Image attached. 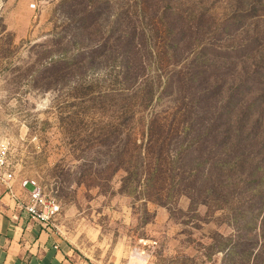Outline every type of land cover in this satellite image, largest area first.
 Here are the masks:
<instances>
[{"label": "rangeland", "instance_id": "obj_1", "mask_svg": "<svg viewBox=\"0 0 264 264\" xmlns=\"http://www.w3.org/2000/svg\"><path fill=\"white\" fill-rule=\"evenodd\" d=\"M214 118L212 154L230 137L253 155L236 165L232 195L234 209L257 215L264 0H0V146L17 181L36 178L57 197L54 228L82 258L224 264L237 226L229 203L197 194L206 148L174 160ZM155 121L167 122L153 134L168 137L175 161L158 188L145 169ZM251 163L263 167L259 186Z\"/></svg>", "mask_w": 264, "mask_h": 264}, {"label": "trees", "instance_id": "obj_2", "mask_svg": "<svg viewBox=\"0 0 264 264\" xmlns=\"http://www.w3.org/2000/svg\"><path fill=\"white\" fill-rule=\"evenodd\" d=\"M250 106L251 104L246 108L250 109ZM205 108L206 105H203L201 107L203 112ZM154 124L155 126L151 127L152 133L147 143V146H149L150 150L148 155L150 159H148L149 161H147L145 166L148 186L158 188L157 185L165 184L169 177L163 173L167 172V170H171L168 167L170 163L173 165L174 162L178 159L186 158L188 155V151L190 149L194 150V146H196L197 149L204 146L207 151V156L204 157V162L206 161V163L209 164L208 175L204 176V181L202 183V189L204 187V191L202 190V193H200L201 191L197 193L196 189H193V192L195 190L198 195L203 194V200L205 201L202 202L204 203L207 202V198L220 200V205L229 203L231 205V208L229 207V210H234L231 215L230 221L234 223L235 226H237V232L233 236L225 238L223 244L220 246V250L226 252L224 264H236L237 259L241 262V264H264V203L262 204L263 206L259 209L257 215H255L254 213L248 215V212L246 210H242L241 208L236 207L234 209L233 207L235 199L232 194L233 191L238 187V182L233 181L232 174L234 173L237 164L239 165V163L244 160L250 161L252 158L251 156L253 155L237 154L235 147L239 146L238 142L233 141L230 143V137L226 138L227 141H221L223 143L222 147L220 149H215V153L212 154V152L214 151V146L217 145L216 141L219 136L218 131L216 132L215 129L217 119L214 118L207 123L206 129L202 133H197V135L194 133L193 135L189 134L190 137L187 143L188 147L181 149V147H183L182 144V146L175 151V161L168 162L166 159L168 151H166L165 149L170 144V142H168V137H164L163 134H161L159 137L153 134L154 130L158 127L167 129V122L155 121ZM184 129L194 131V126H190L189 122V125ZM248 140H254V136H251ZM210 144L211 148L210 150H208ZM155 153L157 155L156 158L154 157ZM231 155L234 157V161L228 159V157ZM204 162L199 161L196 166H199ZM262 168L263 167L260 165L251 163L250 176L255 177L257 171L261 170ZM256 180V177L255 179L253 177L249 179L252 184L253 182L257 183L258 181ZM182 182L183 181L179 182L178 184H183ZM257 186H259V182ZM179 190H182L180 189V186ZM160 191L162 192V194L164 193L161 188ZM185 192H187L189 196L190 194H192L190 193V191ZM239 228L246 230V232L243 234L242 231L239 230Z\"/></svg>", "mask_w": 264, "mask_h": 264}, {"label": "crops", "instance_id": "obj_3", "mask_svg": "<svg viewBox=\"0 0 264 264\" xmlns=\"http://www.w3.org/2000/svg\"><path fill=\"white\" fill-rule=\"evenodd\" d=\"M20 192L21 187L16 183ZM0 264H94L55 230L32 221L0 185Z\"/></svg>", "mask_w": 264, "mask_h": 264}, {"label": "built area", "instance_id": "obj_4", "mask_svg": "<svg viewBox=\"0 0 264 264\" xmlns=\"http://www.w3.org/2000/svg\"><path fill=\"white\" fill-rule=\"evenodd\" d=\"M8 145L0 146V185H3L17 207L29 218L45 227H55V220L61 212V204L54 193L47 192L36 178L25 177L17 181L10 170L8 161ZM16 183L21 187L19 192Z\"/></svg>", "mask_w": 264, "mask_h": 264}]
</instances>
